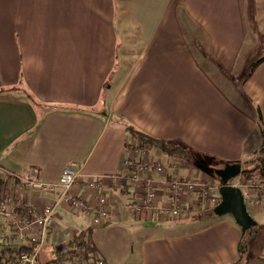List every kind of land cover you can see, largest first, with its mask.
Masks as SVG:
<instances>
[{
    "label": "crops",
    "instance_id": "1",
    "mask_svg": "<svg viewBox=\"0 0 264 264\" xmlns=\"http://www.w3.org/2000/svg\"><path fill=\"white\" fill-rule=\"evenodd\" d=\"M259 49L264 0H0V166L38 165L49 182L71 162L84 175L122 173L126 123L207 157L255 162L264 61L248 74ZM150 153L168 173L212 183L184 158ZM76 189L94 200L85 181ZM104 190L109 221L91 227L88 214L57 207L46 256L86 230L108 264H264V205L248 206L257 224L244 232L214 206L135 215L127 179Z\"/></svg>",
    "mask_w": 264,
    "mask_h": 264
},
{
    "label": "built area",
    "instance_id": "2",
    "mask_svg": "<svg viewBox=\"0 0 264 264\" xmlns=\"http://www.w3.org/2000/svg\"><path fill=\"white\" fill-rule=\"evenodd\" d=\"M127 142L130 153L124 160L125 170L114 175H84L77 163L71 162L58 181L49 182L38 165L22 172L0 166V264H108L86 231L75 232L68 244L49 258L42 257L54 232L57 207L68 205L88 214L91 227L109 221L112 204L104 190L107 180L127 179L137 187L129 203L135 215L152 211L164 220L178 219L219 202L220 194L213 191L209 180L168 173L165 163L150 153L151 146L133 136ZM80 181L93 191L94 200L76 189ZM232 184L242 189L247 206L264 205V177L239 175Z\"/></svg>",
    "mask_w": 264,
    "mask_h": 264
},
{
    "label": "water",
    "instance_id": "3",
    "mask_svg": "<svg viewBox=\"0 0 264 264\" xmlns=\"http://www.w3.org/2000/svg\"><path fill=\"white\" fill-rule=\"evenodd\" d=\"M207 162L217 165L213 171L207 168ZM197 166L218 180L220 200L214 205L212 211L218 215L232 214L244 232L253 228L257 222L248 209L242 189L232 184V180L242 172V161H224L209 156L202 163H198ZM258 166L259 163L255 167Z\"/></svg>",
    "mask_w": 264,
    "mask_h": 264
},
{
    "label": "trees",
    "instance_id": "4",
    "mask_svg": "<svg viewBox=\"0 0 264 264\" xmlns=\"http://www.w3.org/2000/svg\"><path fill=\"white\" fill-rule=\"evenodd\" d=\"M264 61V54L260 56L255 62H253L250 65V72L248 76L255 70V68ZM115 70H113V73ZM11 88H18V87H11ZM27 97L35 104V105H41L39 101H37L32 93L30 91H26ZM258 121H259V127L261 130V133L263 135V142L259 149V152L261 156H259V166L255 167L257 163H254V166L252 168H249L248 170H243L242 172L245 175V177H249V170L250 169H257L258 170V176L264 177V126L262 125V116L260 111H258ZM125 129L128 132V134L135 137L137 140H139L143 145H149V146H157L161 151L165 152L166 154L170 156H177L186 159L187 161H191L196 163L197 159L200 161H204L207 158V155H203L202 153H199L197 151H194L193 149L182 145V144H174L171 143L165 139H161L159 137H156L150 133H147L143 131L142 129L138 128L134 124L126 123ZM213 184V182H212ZM218 184V183H217ZM219 186V185H218ZM86 230H83L80 232V234L84 233ZM242 251V250H241Z\"/></svg>",
    "mask_w": 264,
    "mask_h": 264
},
{
    "label": "rangeland",
    "instance_id": "5",
    "mask_svg": "<svg viewBox=\"0 0 264 264\" xmlns=\"http://www.w3.org/2000/svg\"><path fill=\"white\" fill-rule=\"evenodd\" d=\"M257 6H260V4L258 3L257 4ZM257 10H259V9H257ZM262 54H264V50L261 52V49H259L258 50V52H257V54H256V57H260ZM133 56L134 55H129L128 56V65L127 66H130L129 64H131V59L133 58ZM155 148V147H154ZM153 151H155V149H153ZM255 156H261V154H260V152L259 151H257L256 152V155ZM259 159L260 158H258V160L257 161H255V162H246V161H244V163H243V167H242V169L243 170H248L249 168H252L253 166H254V163H258V161H259ZM189 162V170L191 171H198V172H200L202 169H200L198 166H197V164L198 163H202L203 161H200L199 159H197V162L196 163H194V162H191V161H188ZM209 162H207V164H208ZM185 166L186 165H181V164H173V168L176 170V171H182L183 170V168H185ZM207 168H208V166H207ZM204 173H205V175H206V177L208 178V179H211V181L213 182V183H218V180H216L215 178H213L211 175H209L206 171H204V170H202ZM245 174V173H244ZM243 174V172H241V176L242 175H244ZM246 175V174H245ZM244 175V176H245ZM249 175L250 176H256V175H258V170L257 169H250L249 170ZM237 178H238V176L235 178V179H233V181H237ZM208 208V207H207ZM207 208H203V209H207ZM250 210L251 211H253V209L252 208H250ZM198 212V211H197ZM196 213V212H195ZM189 216V215H188ZM187 216V217H188ZM216 217V216H215ZM48 248L49 247H47V245H45V247H44V249H43V253H42V257H47V258H49L50 256H46L47 255V253H45L44 254V252H46V249L48 250Z\"/></svg>",
    "mask_w": 264,
    "mask_h": 264
},
{
    "label": "flooded vegetation",
    "instance_id": "6",
    "mask_svg": "<svg viewBox=\"0 0 264 264\" xmlns=\"http://www.w3.org/2000/svg\"><path fill=\"white\" fill-rule=\"evenodd\" d=\"M207 166H208V169H210L211 171H213L214 168H215L217 165H215V164L212 163V162H209V163L207 164Z\"/></svg>",
    "mask_w": 264,
    "mask_h": 264
}]
</instances>
